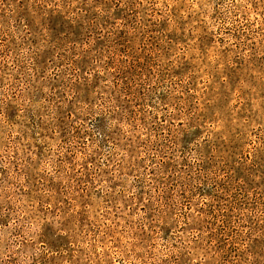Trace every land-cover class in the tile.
Returning a JSON list of instances; mask_svg holds the SVG:
<instances>
[{"label":"rangeland","instance_id":"rangeland-1","mask_svg":"<svg viewBox=\"0 0 264 264\" xmlns=\"http://www.w3.org/2000/svg\"><path fill=\"white\" fill-rule=\"evenodd\" d=\"M0 264H264V0H0Z\"/></svg>","mask_w":264,"mask_h":264}]
</instances>
